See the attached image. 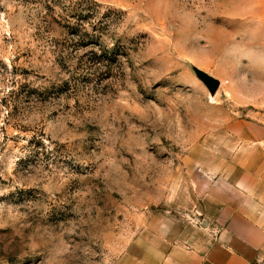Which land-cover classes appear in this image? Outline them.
<instances>
[{"label":"rangeland","instance_id":"1","mask_svg":"<svg viewBox=\"0 0 264 264\" xmlns=\"http://www.w3.org/2000/svg\"><path fill=\"white\" fill-rule=\"evenodd\" d=\"M248 127L264 133V0H0V264L191 241Z\"/></svg>","mask_w":264,"mask_h":264},{"label":"crops","instance_id":"2","mask_svg":"<svg viewBox=\"0 0 264 264\" xmlns=\"http://www.w3.org/2000/svg\"><path fill=\"white\" fill-rule=\"evenodd\" d=\"M263 131L244 128L248 143L232 153L224 177V197L215 222L175 244H145L134 264H264V140Z\"/></svg>","mask_w":264,"mask_h":264},{"label":"water","instance_id":"3","mask_svg":"<svg viewBox=\"0 0 264 264\" xmlns=\"http://www.w3.org/2000/svg\"><path fill=\"white\" fill-rule=\"evenodd\" d=\"M194 71H195L197 77L199 79H201L202 82L206 85L210 94L211 95L215 94L216 89L218 88L219 83H220L219 79L212 76L208 72H206V71H204L198 67H195V66H194Z\"/></svg>","mask_w":264,"mask_h":264},{"label":"bare ground","instance_id":"4","mask_svg":"<svg viewBox=\"0 0 264 264\" xmlns=\"http://www.w3.org/2000/svg\"><path fill=\"white\" fill-rule=\"evenodd\" d=\"M210 98H211V100H213L214 99V96L211 95Z\"/></svg>","mask_w":264,"mask_h":264}]
</instances>
